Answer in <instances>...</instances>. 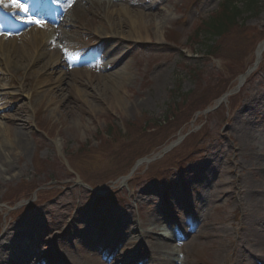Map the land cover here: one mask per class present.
Returning a JSON list of instances; mask_svg holds the SVG:
<instances>
[{"label": "rangeland", "instance_id": "1", "mask_svg": "<svg viewBox=\"0 0 264 264\" xmlns=\"http://www.w3.org/2000/svg\"><path fill=\"white\" fill-rule=\"evenodd\" d=\"M223 1L68 0L40 25L11 0L0 7L22 24L0 27V237L21 225L40 234L34 263L85 264L82 251L105 238L107 262L143 264L139 245L167 221L188 239L154 262L264 264V0L209 58L192 34ZM22 35L12 58L4 44ZM143 126L140 139L167 137L132 157L145 145L136 137L120 162L112 140Z\"/></svg>", "mask_w": 264, "mask_h": 264}, {"label": "trees", "instance_id": "2", "mask_svg": "<svg viewBox=\"0 0 264 264\" xmlns=\"http://www.w3.org/2000/svg\"><path fill=\"white\" fill-rule=\"evenodd\" d=\"M258 6H259V0H224L220 8L216 12L210 15L207 19L200 21L199 24L195 27L192 34V39L195 42L194 45L200 47L203 52V55H206L209 58L210 57L221 58V54H222L221 44H220L221 41L225 39L226 36L231 34L233 29L238 30L240 28V25L238 24L240 23L239 20L242 17V15L244 14L247 16L257 15L256 11L258 9ZM173 110H176V107L173 108ZM164 120H162V122L159 123H154L153 127L154 128L165 127V123L169 124V122H171L167 117H165ZM127 128L129 129L128 126ZM147 130H149L148 127L146 128V126H143L141 130H139L140 131L139 133L141 134L135 137H132V133L130 134L128 131H125L123 136H119V138L112 140V142H114L113 147L114 145H118L116 146V148L118 149L120 144L122 145V147L119 149L120 151L117 153L119 155L120 162L128 164L127 163L128 161L126 160L127 157H125L124 152L121 150L126 151L128 148H133L135 144L132 145L131 142H137V141L140 142L142 140L145 141V145L143 147L141 146L136 150L135 148L132 150V157H134L135 155L142 154L144 151L149 152L151 150V145L156 141V139L161 138L162 140H164L167 137V133H168V131L167 132L164 131L161 137L148 135L147 137H144V139H140L141 136H144L142 135L143 133L146 134ZM110 131H111L110 128L106 131L108 132V135L110 134ZM136 137H137V141H134V139L136 140ZM122 139H124V141H122ZM104 141L105 143L107 142L106 139ZM139 149H142L143 151L138 152L137 150ZM76 152L77 154L80 155L82 154L84 156L92 155L90 154L91 153L90 149H87V147L85 146L81 147ZM132 161L133 159H130V162ZM120 170H122V168L111 170L109 171L108 174L101 175L94 180L98 181L102 179L101 181L105 182L107 180L113 179L114 177H117L119 175ZM155 176H158V173H156ZM32 191H34V189H32ZM113 192L114 191H111V193ZM28 193L31 192L29 191ZM43 194L46 193L43 191ZM22 196L25 198L27 196L28 199L29 198L31 199V194L22 195ZM39 199H41V197ZM17 213L18 212H12L13 217Z\"/></svg>", "mask_w": 264, "mask_h": 264}, {"label": "bare ground", "instance_id": "3", "mask_svg": "<svg viewBox=\"0 0 264 264\" xmlns=\"http://www.w3.org/2000/svg\"><path fill=\"white\" fill-rule=\"evenodd\" d=\"M81 0L80 2H82ZM8 3V0H2L1 1V6ZM51 11L48 10V13ZM52 13L49 14V16ZM127 18L129 16H126ZM55 16H51V19H54ZM14 23V22H13ZM12 24V23H11ZM134 26V24H132ZM39 35V31L35 32L32 31V37L37 38V35ZM29 35V33H28ZM35 35V36H34ZM24 35L19 36V37H13L14 39L11 41H7L4 45H6V49H8V52L11 53V57L15 58L17 54V49L15 48L16 44L18 43L17 40L21 39ZM41 39V38H40ZM130 39V38H127ZM40 45L41 44H34L32 47V50L34 51H39L40 50ZM264 49V42L259 45V47L256 50V59L259 60L262 52ZM32 65L37 66L40 65L39 60L37 58L35 60H32ZM56 65V64H55ZM58 65V64H57ZM32 66V67H33ZM36 68V67H35ZM123 74V73H122ZM117 76L119 74H116ZM123 77V76H122ZM16 143L18 146L24 148L26 144L23 143V138L22 136L18 137L16 139ZM1 149V148H0ZM0 153L2 157H5L4 151L1 149ZM4 159V158H3ZM32 225V224H31ZM29 226H9L7 229H5L4 233L0 237V264H31L30 262H34L33 257H35L36 251L34 250L35 247H37V241L41 240V235L37 233V236L34 239V233L32 230H29ZM33 227V226H32ZM31 227V228H32ZM40 230V228H39ZM2 233V232H1ZM63 236H67L66 233H62ZM69 239V237L67 238ZM163 236H158L155 239H150L148 238L146 242L141 245H139V250L137 254V260H140L143 262V264H152V261H154V258L160 255V253L163 254L164 251H166L168 242L164 240ZM10 240H14V243H10ZM27 241V245L24 249L23 247V241ZM8 241V243H6ZM22 242V243H21ZM10 246L8 249L6 246ZM92 245V244H91ZM90 245V246H91ZM89 247V246H87ZM171 248V245L169 246L168 250ZM18 249V250H17ZM91 249L90 247L87 248V250L82 251V256L80 257V260L85 263V264H110L106 262H102L98 260V253ZM172 249V248H171ZM7 250L10 252L7 253ZM108 251L111 254H114V251L112 248H108ZM6 253V254H5ZM13 255L18 259L19 262H15V258ZM171 258H177L176 254L173 252L172 255L169 256V259ZM156 259V258H155ZM48 260V259H47ZM177 260V259H176ZM38 264H58L56 263V259L54 258L53 260H48V261H43L42 263ZM170 264V263H169Z\"/></svg>", "mask_w": 264, "mask_h": 264}, {"label": "snow or ice", "instance_id": "4", "mask_svg": "<svg viewBox=\"0 0 264 264\" xmlns=\"http://www.w3.org/2000/svg\"><path fill=\"white\" fill-rule=\"evenodd\" d=\"M12 7L19 8L20 11H25L23 5L18 3V0H11V5ZM33 23H39V21H32Z\"/></svg>", "mask_w": 264, "mask_h": 264}]
</instances>
